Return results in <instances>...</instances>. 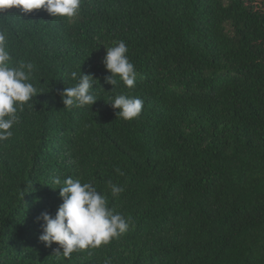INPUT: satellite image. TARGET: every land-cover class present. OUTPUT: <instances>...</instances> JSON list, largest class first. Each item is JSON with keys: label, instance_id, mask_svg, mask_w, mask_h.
<instances>
[{"label": "trees", "instance_id": "trees-1", "mask_svg": "<svg viewBox=\"0 0 264 264\" xmlns=\"http://www.w3.org/2000/svg\"><path fill=\"white\" fill-rule=\"evenodd\" d=\"M0 32L37 89L0 142V264H264V0H82L56 19L7 9ZM121 40L137 78L112 91L103 59ZM80 70L97 102L65 108ZM120 94L143 100L138 118L116 116ZM69 177L129 228L64 258L39 242L37 218L55 216Z\"/></svg>", "mask_w": 264, "mask_h": 264}, {"label": "clouds", "instance_id": "clouds-1", "mask_svg": "<svg viewBox=\"0 0 264 264\" xmlns=\"http://www.w3.org/2000/svg\"><path fill=\"white\" fill-rule=\"evenodd\" d=\"M81 2L82 0H0V12L7 9H19L21 13L44 10L55 19L74 18L79 13ZM127 53L128 47L122 40L106 48L103 64L110 75L105 77V82L113 86L112 91L117 84L116 77L129 89L135 86L137 72ZM11 61L6 36L0 32V142L13 135L11 129L20 121L18 110H22L37 95L36 87L29 82L34 65L31 62H21L18 66H12ZM71 77L77 83L59 92L65 108L94 105L97 99L90 90L94 89L93 81L97 80L90 74H83L81 70L79 73L72 72ZM110 104L114 110H118L117 117L132 121L141 114L144 102L138 97L120 94ZM116 171L119 172V169ZM52 183L61 184V180L55 177ZM108 186L113 197L124 190L111 181ZM58 189L62 204L55 216L43 212L37 218L43 222L39 242L46 248L58 245L54 249L55 255L70 258L78 250L107 245L112 239L128 231L129 222L121 213L108 207L106 196L99 193L92 183H82L80 179L69 177Z\"/></svg>", "mask_w": 264, "mask_h": 264}]
</instances>
